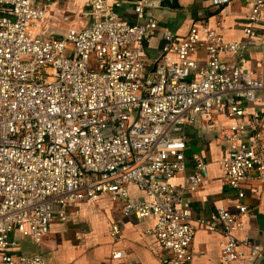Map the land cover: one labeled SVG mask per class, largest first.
I'll return each instance as SVG.
<instances>
[{
	"label": "built area",
	"instance_id": "built-area-1",
	"mask_svg": "<svg viewBox=\"0 0 264 264\" xmlns=\"http://www.w3.org/2000/svg\"><path fill=\"white\" fill-rule=\"evenodd\" d=\"M40 1L0 0V264H47L40 252H14V234L40 245L56 206L65 220L68 208L103 195L122 217L155 219L145 232L162 247L163 264H189L199 228L224 237L225 261L264 262V247L237 235L251 215L242 184L264 185V56L249 58L264 0L252 3L246 41L197 25L180 36L153 14L158 0H135V20L120 11L122 0H85L86 12L61 15L59 35L49 26L55 2ZM158 35L160 52L149 57ZM198 120L223 133L228 150L218 164L240 199L237 211L197 218L182 207L209 176L193 155L186 182L172 181L187 168L183 127ZM109 232L121 238L118 222Z\"/></svg>",
	"mask_w": 264,
	"mask_h": 264
},
{
	"label": "crops",
	"instance_id": "crops-1",
	"mask_svg": "<svg viewBox=\"0 0 264 264\" xmlns=\"http://www.w3.org/2000/svg\"><path fill=\"white\" fill-rule=\"evenodd\" d=\"M178 1L182 6L181 9L157 8L152 11L161 26L169 27L180 36L185 35L193 25L208 26L222 33L226 40H247L244 29L254 0H234L219 8L212 5V0ZM53 2L56 10L50 8L49 26L50 30L58 32L59 35L67 27V24L61 20L63 13L75 18L76 13L88 10L85 0H53ZM132 2L133 0H122L123 7L120 11L124 13L126 19L135 20ZM45 3H47L45 0L40 1V4ZM84 22H88V19L84 18ZM256 30V36L250 40L249 58L252 64L261 63L264 56V15ZM162 42L160 35L152 39L147 50L149 57L159 54ZM199 56L197 57L200 61H205V51H201ZM219 119L226 124L231 122L222 116H219ZM183 130L188 145L187 168L172 181L179 185L186 182L188 175L195 169L193 155L208 164L209 176L197 186L196 190L186 192L182 207L190 209L192 215L197 218L209 216L218 207L237 211L236 204L240 199L230 188L224 171L218 164L220 157L228 150L223 133L216 126H202L200 120L192 126L183 127ZM192 144L196 148L195 151L190 147ZM242 187L247 194L243 202L248 206L251 215L245 218V229L237 235L238 237L248 235L255 243L264 247V185L259 181L248 180L242 184ZM131 190L133 197L140 196L135 187ZM103 196L98 199L101 201L99 205L101 214H97V219L83 223L80 229L77 223L69 220L74 214V209L76 211L88 209L86 206H80L84 201L68 208L65 220L59 217L60 209L56 206L49 233L41 244L35 245L30 238L15 233L14 236L19 239L20 245L14 252L25 254L40 252L47 264H163L162 247L153 235L145 232L153 226L155 219L150 217L139 220L133 215L122 217L110 197L107 196L104 200ZM86 204L91 206L89 203ZM113 222H118L121 228V238L117 240L109 232V226ZM223 240L221 234L199 228L191 247L193 260L189 264H241L237 260L225 261L222 256ZM114 250H121L124 254L114 259L112 258ZM256 264H264V262L259 260Z\"/></svg>",
	"mask_w": 264,
	"mask_h": 264
},
{
	"label": "rangeland",
	"instance_id": "rangeland-1",
	"mask_svg": "<svg viewBox=\"0 0 264 264\" xmlns=\"http://www.w3.org/2000/svg\"><path fill=\"white\" fill-rule=\"evenodd\" d=\"M190 147L192 148L193 151L196 150L194 144H192ZM106 197L107 196H103L102 199L106 200ZM86 203H89V205H91V206H87L88 204H86ZM100 204H101V201H98V200L84 201L80 206H84V207L86 206V207H88V209H85V208L84 209H78L77 211L74 209V214H72L70 216L71 220H69V221L77 223L78 228L80 229V226L83 223H88V222L93 221L94 219H97L98 215L101 214V210L99 209ZM51 229H52V226H51ZM76 229H77V226H76ZM31 247L34 248L33 245H31Z\"/></svg>",
	"mask_w": 264,
	"mask_h": 264
},
{
	"label": "water",
	"instance_id": "water-1",
	"mask_svg": "<svg viewBox=\"0 0 264 264\" xmlns=\"http://www.w3.org/2000/svg\"><path fill=\"white\" fill-rule=\"evenodd\" d=\"M151 7L155 8H168V9H181L182 6L179 4L178 0H158L150 3Z\"/></svg>",
	"mask_w": 264,
	"mask_h": 264
},
{
	"label": "trees",
	"instance_id": "trees-1",
	"mask_svg": "<svg viewBox=\"0 0 264 264\" xmlns=\"http://www.w3.org/2000/svg\"><path fill=\"white\" fill-rule=\"evenodd\" d=\"M134 1H135V0H133V2H134ZM133 2H132V3H133Z\"/></svg>",
	"mask_w": 264,
	"mask_h": 264
}]
</instances>
